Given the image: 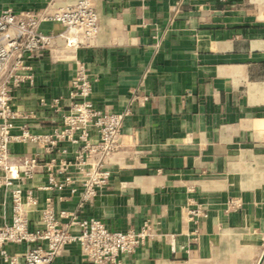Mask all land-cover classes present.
I'll use <instances>...</instances> for the list:
<instances>
[{
	"label": "crops",
	"instance_id": "crops-1",
	"mask_svg": "<svg viewBox=\"0 0 264 264\" xmlns=\"http://www.w3.org/2000/svg\"><path fill=\"white\" fill-rule=\"evenodd\" d=\"M76 1L2 0L0 11ZM92 2L97 39L28 61L34 81L14 92L13 133L26 126L46 135L61 126L76 68L84 65L95 107L131 114L111 159L110 183L80 217L119 231L151 224L155 239L124 264H258L264 253V0ZM41 30L57 34L64 27L45 22ZM62 148L66 155H48L36 143L10 145L15 157L45 160L71 157L77 146ZM46 184L44 171L15 180L37 199L28 212L34 228L43 227L48 201L57 214L77 210L79 195L46 190ZM198 206L204 215L194 224L186 211ZM12 212L11 188L2 186L0 226L11 222ZM27 249L8 246L20 260ZM0 264L8 263L0 258ZM56 264L93 263L70 245Z\"/></svg>",
	"mask_w": 264,
	"mask_h": 264
},
{
	"label": "built area",
	"instance_id": "built-area-1",
	"mask_svg": "<svg viewBox=\"0 0 264 264\" xmlns=\"http://www.w3.org/2000/svg\"><path fill=\"white\" fill-rule=\"evenodd\" d=\"M45 22L59 24L64 31L44 33L41 25ZM99 32V14L92 0H78L63 7L52 2L43 11H0V188H11L13 200L11 222L0 226V258L8 264H56L57 257L70 245H76L82 257L93 264H124L126 256L155 239L149 223L138 231H119L78 214L109 185L111 159L121 148L123 124L131 114L130 110L114 112L95 107L91 101L92 83L84 65L76 68L61 126L46 135H37L26 126L20 135L13 133L18 117L13 108L14 92L34 81L28 61L44 53L60 56L69 49L88 45ZM15 141L40 144L48 155H66L67 150L62 148L65 144L76 145L77 149L71 157L53 156L49 160L39 154L15 157L10 151ZM40 171L47 176L44 189L62 192L69 188L73 197L80 198L77 210H62L59 214L48 201L42 211L43 227L34 228L28 212L37 199L32 190L24 195L15 180L33 179ZM186 214L194 224L204 215L199 206L187 209ZM10 244L28 246L22 260L9 253Z\"/></svg>",
	"mask_w": 264,
	"mask_h": 264
},
{
	"label": "water",
	"instance_id": "water-1",
	"mask_svg": "<svg viewBox=\"0 0 264 264\" xmlns=\"http://www.w3.org/2000/svg\"><path fill=\"white\" fill-rule=\"evenodd\" d=\"M263 261H264V253H263V255H262V257H261V259H260V261H259V263H258V264H262V263H263Z\"/></svg>",
	"mask_w": 264,
	"mask_h": 264
}]
</instances>
